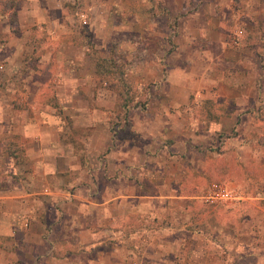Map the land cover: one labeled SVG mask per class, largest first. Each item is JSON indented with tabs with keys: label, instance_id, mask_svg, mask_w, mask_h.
I'll return each instance as SVG.
<instances>
[{
	"label": "crops",
	"instance_id": "crops-1",
	"mask_svg": "<svg viewBox=\"0 0 264 264\" xmlns=\"http://www.w3.org/2000/svg\"><path fill=\"white\" fill-rule=\"evenodd\" d=\"M68 1L73 0H27L20 21L24 15L43 23L50 18L54 24L46 29L65 32ZM179 1L161 0L164 9L152 18L146 9L123 10V23L130 25L137 16L145 31L154 32L139 46L144 55L137 60L141 81L163 79L160 98H173L177 89L189 97L198 81L193 68H182V61H202L205 97L224 100L223 112L239 120L240 114L264 111V0H217L219 15L205 9L180 14ZM174 13L181 20L177 30L183 39L177 47L170 36L156 38L161 32L158 16L170 20ZM226 22L242 29L228 35ZM5 31L9 35L0 48V66L10 69L18 59L25 65L22 74L0 71V264H177L185 252L182 264H264V174L243 171L241 134L234 139V170L221 185L232 198L219 200L216 222L209 200L198 218L192 205L196 195L183 194L162 180L174 172L176 155L146 153L147 146L129 140L127 131L113 143L111 117L118 94L102 86L106 81L91 90V84L97 86L91 75L72 69L78 56L64 52L71 42L18 44V33L9 27ZM100 31L96 28V35ZM198 37L205 39L200 46ZM19 45L28 46L30 56ZM167 50L171 52L165 57ZM35 62V68H28ZM213 64L218 66L214 76ZM177 72L185 84H177ZM81 80L86 81L82 90L75 84ZM85 96L95 103L84 102ZM237 125L239 129L241 123ZM158 126L144 117L126 128L118 124L121 131L132 129L137 140H153ZM8 137L23 145L17 157L2 148ZM251 150L247 160L252 166L259 157ZM185 157L186 174L194 172L193 153Z\"/></svg>",
	"mask_w": 264,
	"mask_h": 264
},
{
	"label": "rangeland",
	"instance_id": "rangeland-1",
	"mask_svg": "<svg viewBox=\"0 0 264 264\" xmlns=\"http://www.w3.org/2000/svg\"><path fill=\"white\" fill-rule=\"evenodd\" d=\"M178 3L179 6L177 5V7L181 10L180 14L182 13L187 15L193 10L202 11L204 9L207 11L212 10L213 12L217 10V15L220 14V6L218 7L216 5L217 0H194L189 3L190 6L182 0ZM23 6H27V0H22L20 2L18 6V13H20L19 11L23 8ZM131 6H133L135 11H141L144 9L149 10V15H146L148 18L155 17L157 13L162 12L164 9L163 4H161V0H73L68 1L65 5V12L67 16H65V20L62 22V25L67 28L65 32H63V29L61 31L58 30L57 32L46 29V27L51 23L54 24L50 21V18H47L49 20L43 23L42 19H39L40 21H35L32 17H28L26 15L23 16L22 19L24 21L22 22L20 21L21 17L19 16V22L17 23H8L7 20H0V29L5 31L6 28L9 27L11 33H18V44L22 42L25 43V41H43L46 45L53 43L54 41H67V43L71 42L72 47L66 48L64 52H67L69 56H73L72 58L75 56L78 57L75 59L77 63L75 61V63L71 62L70 66L74 70L77 69L78 71H76L79 75H91L89 77L93 78L94 83L96 82L97 86L93 87V84H91L90 88L95 91H97L101 86L98 83L105 82L97 79L95 76L94 72L96 65L99 59L110 56L112 48H118V50L128 56L129 59H135L137 63V66L134 67L133 73L135 82L149 86L152 91L149 109H131V111L126 114L125 110L120 105V94L116 90H113L118 94H115L113 100L114 109H116V111L111 117L112 133L114 138L113 143L117 145V142L119 141L118 138L123 135L122 132L127 131L126 136L129 140L138 142L142 145V148L147 146L145 149L146 153H158L159 151H165L166 153L176 155L174 161H171V163L176 166V168L173 169L174 172L168 171V175L163 177L162 180L168 185L177 187L183 194L196 195V197L192 200V205L194 206L193 211L197 214L198 218H201L202 214L205 213V211L202 212V210L207 203L206 196L216 191L217 186H221L226 181L227 175L229 176L230 174V170H234L233 153L235 151V147L237 148V144H235L234 139L235 137H239V134H241L242 138L241 150L243 156V171H247L252 168L255 171H261L264 174V111L259 109V112L257 113L240 114L241 116L239 117V120L238 118L233 119L234 116H232L231 113L223 112V108H225L224 105L226 103L224 100H219L217 97H214L213 99L205 97L204 92L206 88L202 86V81L200 80L201 77H203L201 76L203 70L200 63L202 61H199L198 64L194 63L193 65H189V63L186 62V59H183L182 61L184 65L182 68H185L187 71H191L193 68L194 77L198 81L193 84V88L189 89L191 91V95L189 97L183 96V90L177 89L176 92H173V98H160L159 94L162 92L161 86L164 85L163 79L160 80V77H152L153 79L141 81L142 76L138 71L139 65L137 62L139 57L141 58L143 55V48L139 47L144 45L142 42L144 39L143 37L146 36L152 38L151 36H153L154 32H149V30L145 31L144 23L142 20H137V16H134L130 25L122 22V16L126 15L123 13V10H128ZM224 12L226 13V11ZM78 13L82 15L85 14V17L78 15ZM140 13L143 14L144 12L142 11ZM175 14L176 13H174L173 18L171 17L170 20H167L168 18L162 15L158 16V21H160L158 27L161 28V32L158 36H156V38L160 37V41H164L165 39H168L170 35L174 36V34H176L177 36L174 37V40L176 41L177 47V42L183 41V39L177 30L181 20H178L179 16ZM217 15L214 16L215 22L218 21ZM124 19L126 20V18ZM42 23L44 28L40 27ZM106 23L109 26H107ZM169 26L171 31L169 30ZM171 26H174L175 28H172ZM226 26L229 28L227 33L228 35L235 28H239L234 25V23L228 25V22H226ZM96 28L99 30L103 29V31L98 32L96 35ZM50 29H53V27ZM239 29H242V27ZM0 34L1 40L9 35L6 31ZM245 35V39L249 40L251 35L248 31L247 34L245 32ZM35 38H37V40ZM204 40L205 39L202 40L201 37H198V40L195 43L200 46L204 43ZM19 47H21L23 53L27 52V56H30L31 51L28 46V48H22V45H19ZM173 48L174 47H172V49ZM180 51L181 50H179V53ZM169 52L171 51L167 50L163 53V56H168ZM147 53L150 54L153 53V51L149 49ZM32 56H35V53L34 55L32 54ZM18 62L20 64H17V62L10 64V69L1 64L0 71L2 74L5 72L22 74L25 64L21 61V59H18ZM36 64L37 62L31 63V65H28V68H35ZM217 67V64L212 65L210 75H217ZM167 69L168 67L165 66L164 71ZM17 70L18 72H15ZM67 74L69 76L72 75L71 73ZM207 74L209 73H206V75ZM72 82L74 81L72 80L71 84H73ZM85 82L86 81L84 80L75 81V84L80 90H82ZM180 83L182 85L183 83L185 84V79L182 77L181 72H177V84ZM102 86H107L112 89L106 82ZM192 90H194L193 93ZM82 92L85 94V91ZM136 96V98H139L138 93ZM83 99L85 100L84 102L88 104L95 103V101L92 99L90 100L89 97L85 96ZM143 117L151 120V122H154L155 124L159 123L158 127L153 128L156 133L153 140L149 138L137 140L134 138L132 129V131L130 129H123L121 131L118 127V124L122 123L124 124V128H126V126H130L131 122L133 123L136 119L141 120L142 122ZM248 118H251L252 125ZM231 120L235 122L230 124L229 122H231ZM219 121L223 124V126L219 125ZM237 123H241L239 129ZM161 124H163L162 127ZM165 124L168 125V128L165 127ZM232 124L236 125L233 126ZM116 140L118 141L116 142ZM249 148H252L251 152L255 153L259 157L256 163H252V166L247 160L249 158ZM191 153H193V163L196 166L194 172H187L186 174L185 167L189 162L186 161L185 156L189 157ZM208 164L209 169H205L206 171L202 172V168H205ZM211 202V206L209 205L208 210L210 211L214 222H216L219 200ZM194 247H197V243ZM184 254L186 256L187 253L185 252ZM185 256L177 260V264L185 262ZM195 258L199 261L201 260L200 257Z\"/></svg>",
	"mask_w": 264,
	"mask_h": 264
},
{
	"label": "trees",
	"instance_id": "trees-1",
	"mask_svg": "<svg viewBox=\"0 0 264 264\" xmlns=\"http://www.w3.org/2000/svg\"><path fill=\"white\" fill-rule=\"evenodd\" d=\"M20 2L21 0H0V19H6L11 23L19 22L18 6ZM174 36L170 35L169 37L171 43L174 41ZM4 42L5 38L0 39V48ZM135 66H137L135 59H129L118 48H112L109 57L98 60L94 72L97 79L106 81L113 90L120 94V105L126 114L131 109H149L152 97L149 86L135 82L133 77ZM137 93L139 98H136ZM2 148L16 157L23 151V145L15 137L5 138Z\"/></svg>",
	"mask_w": 264,
	"mask_h": 264
},
{
	"label": "built area",
	"instance_id": "built-area-1",
	"mask_svg": "<svg viewBox=\"0 0 264 264\" xmlns=\"http://www.w3.org/2000/svg\"><path fill=\"white\" fill-rule=\"evenodd\" d=\"M206 197H207L206 199L209 201H215V200L221 201V200H225V199H231L232 194H231V192L225 190L224 188H221V186H217L216 191H214L213 193H210Z\"/></svg>",
	"mask_w": 264,
	"mask_h": 264
}]
</instances>
